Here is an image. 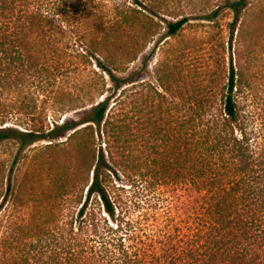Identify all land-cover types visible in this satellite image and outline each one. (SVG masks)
<instances>
[{"label":"trees","instance_id":"obj_1","mask_svg":"<svg viewBox=\"0 0 264 264\" xmlns=\"http://www.w3.org/2000/svg\"><path fill=\"white\" fill-rule=\"evenodd\" d=\"M226 14L237 62L230 57L220 96L217 83L169 99L175 72L164 79L162 69L164 93L151 85V95L174 112L151 121L160 143H126L142 103L140 86L123 74L160 30L175 36L190 17L167 0H0V122L11 100L39 118L49 110L87 118L47 131L0 127V142L15 133L24 143L69 131L68 139L93 137V124H103L105 141L66 167L64 206L28 241L21 234L34 230L29 219L13 226L9 170L0 187V264H264V128L246 109L264 0H221L201 19Z\"/></svg>","mask_w":264,"mask_h":264},{"label":"rangeland","instance_id":"obj_2","mask_svg":"<svg viewBox=\"0 0 264 264\" xmlns=\"http://www.w3.org/2000/svg\"><path fill=\"white\" fill-rule=\"evenodd\" d=\"M167 1L188 15L190 21L172 37H165L164 29L160 30L149 40L138 59L130 63L123 74L126 77H134L135 84L140 86L137 88L141 93L138 100L142 103V106L138 108L139 112L136 111L140 116V121H132L126 143H160V140L157 141L152 136L151 121L154 118L156 120L169 118L174 112L172 109L171 112H167L166 109L169 106L161 107L160 99L151 95V85L157 91L164 93L159 81L162 69H164V79H167L166 76L171 68L175 72L171 84L173 90L168 93L169 99L182 94L189 97L195 92L202 94L204 90L207 91L206 88H217V83L219 90H215L217 91L215 94L220 96V89L226 82L230 57L233 58L234 64L237 62L235 36L232 47L229 42L230 33L227 27L229 15L226 14L214 20L201 19L221 0ZM142 7L146 14L151 16L152 4L144 2ZM160 18V14L154 15L156 21ZM257 40L259 42L257 52L253 54L250 69L247 71L251 90H249L246 109H252L256 113L255 117H258L259 124L261 123L264 128L263 30H257ZM91 66L95 68V59L92 60ZM133 87L135 86L130 88ZM9 101L10 99L6 104H10ZM11 101L12 108L6 110L7 117L0 122V127L12 128L16 132L40 130L41 127L47 131L52 129L57 122L60 124L64 118L73 121L87 119L84 111L62 114L53 110H49L39 118L37 114L21 113L17 100ZM86 124L91 123L81 124L78 128ZM102 126L103 124L101 126L93 124L95 133L93 137L91 133L84 132L68 139L73 132L69 131L65 137L56 140L43 139L35 143H24L15 133L12 139L0 142V187L3 186L4 193L9 170L13 169V192L16 203L12 211L13 226L18 224L23 215L29 219L34 230L21 234L27 241L36 237V234L40 236L44 233L42 227H37L36 224L48 222L54 217L53 213L64 206L63 196L69 183L65 180H70L66 176L67 170L74 166L80 154L87 151L91 143H95L97 149L99 146H104L105 141L100 133ZM66 167L67 170H65ZM121 179L123 181L115 179L116 183L129 189L130 185L126 179Z\"/></svg>","mask_w":264,"mask_h":264}]
</instances>
